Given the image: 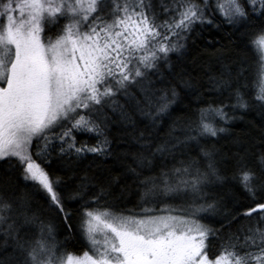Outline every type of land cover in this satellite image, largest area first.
Listing matches in <instances>:
<instances>
[{"label":"snow or ice","instance_id":"6c2138e0","mask_svg":"<svg viewBox=\"0 0 264 264\" xmlns=\"http://www.w3.org/2000/svg\"><path fill=\"white\" fill-rule=\"evenodd\" d=\"M217 12L229 25H244L250 13L264 17V0H215L214 6L212 0H0V160L15 158L22 178L43 191L68 232L73 211L66 201H80L78 227L88 245L80 254L60 251L51 220L31 212L24 197L17 198L13 209L0 193V264H264V197L257 199L264 180L255 171L239 170L252 205L225 215L226 224L254 215L255 223L229 232L214 256L208 253V241L219 230L203 214L217 212L208 189L225 178L213 153L201 148L203 165L190 158L170 169L162 167L158 175L141 178L138 171L150 168L157 156L175 159L178 151L199 145L201 138L225 132L218 121L232 117L223 103L208 104L195 118L175 122L160 141L150 132L133 137L139 145L131 154L135 167L125 165L121 175L136 178L144 205L140 211L109 202L119 176L92 178L99 190L89 195L85 175L76 189L65 193L61 178L37 160L47 162L53 151L60 156L111 155L106 109L131 123L117 97H132L134 85L141 93L136 110L155 122L170 101L166 95L156 97L150 77L162 65L170 66L169 54L185 47L197 24L214 23ZM60 19L63 26L45 37L48 26ZM251 42L264 52V28ZM210 81L216 88L230 86L223 75ZM254 99L264 108V86ZM231 107H249L239 89ZM75 133L94 134L96 143L78 145ZM176 199L180 203L169 202Z\"/></svg>","mask_w":264,"mask_h":264},{"label":"trees","instance_id":"16d2710c","mask_svg":"<svg viewBox=\"0 0 264 264\" xmlns=\"http://www.w3.org/2000/svg\"><path fill=\"white\" fill-rule=\"evenodd\" d=\"M156 2V0H154ZM213 6L215 0H212ZM250 22L244 25L232 26L223 21L217 12L212 24H197L188 35L185 47L179 52L169 54L168 65H162L159 73L150 77V88L155 90L156 97L166 95L168 101L167 111L161 113L153 122L151 117L141 115L136 110V100L141 99L140 86L134 85L129 91L132 97H117L120 104L131 117V123L121 121L119 112L113 113L109 109L110 120L105 129V135L110 140L111 155L98 156L86 153L80 157L60 156L56 151L51 158L44 162L37 157L38 162L53 176L61 178L60 190L71 192L76 189L87 175L89 183L87 192L90 195L96 181L94 177L119 176L118 183L111 189L112 197L109 202L118 209L140 211L144 207L140 203L138 182L131 174L121 175L125 165L133 164L132 153L139 150V145L133 139L141 131L147 136L150 132L154 141L166 138L170 127L178 121L189 117L195 118L198 110L208 104H225V111L232 119L226 123L218 121L219 126L226 129L216 137H203L199 145L191 144L187 150L177 152L175 159L172 157L157 156L151 167L138 169L141 178L148 175H158L161 168L179 166L180 160L197 158L203 165L205 163L201 148L211 151L216 160L217 168L223 182L212 184L209 189V198L217 201L215 214L207 216L205 222L219 231L209 237L208 253L210 256L218 254L223 241L229 232H236L239 225L245 229L253 226V217H238L230 224L225 223V215H236L252 205L251 197L245 192L240 182L239 170L249 168L264 180V108L256 101L255 96L260 88L259 79L262 73V61L259 52L252 45L253 34L258 29L264 28V17L251 14ZM65 23L60 19L57 24L49 25L45 37L55 35L57 30ZM221 75L230 82L229 87L216 88L210 81L211 77L219 79ZM147 86V85H146ZM176 95H172V90ZM249 101V107L233 109L235 91ZM59 131V129H57ZM77 144L87 142L95 144L97 137L89 133H75ZM103 137H101L102 139ZM33 153L36 151L35 142L31 146ZM147 164V162H145ZM21 169L15 158L0 160V193L12 201L13 209L18 205L19 197H24L29 204L30 211L35 212L46 220H51L54 228L55 240L60 245V251L65 253L80 254L85 251L87 241L78 227V213L80 201H66L67 207L73 211L72 231L68 232L62 217H57L55 212L48 207V202L39 187H33L32 182L25 181L20 175ZM264 197V189H259L257 199ZM88 196H85L87 199ZM180 203L179 199L169 201ZM157 209L160 207L156 205ZM15 213H8L14 215ZM231 219V216H229ZM223 225V227H222ZM2 239V237H0ZM11 251V249H8Z\"/></svg>","mask_w":264,"mask_h":264},{"label":"rangeland","instance_id":"374dc122","mask_svg":"<svg viewBox=\"0 0 264 264\" xmlns=\"http://www.w3.org/2000/svg\"><path fill=\"white\" fill-rule=\"evenodd\" d=\"M259 54H260V58L262 61V80L260 83V87H262V86H264V52H259Z\"/></svg>","mask_w":264,"mask_h":264},{"label":"bare ground","instance_id":"6f19581e","mask_svg":"<svg viewBox=\"0 0 264 264\" xmlns=\"http://www.w3.org/2000/svg\"><path fill=\"white\" fill-rule=\"evenodd\" d=\"M261 80H262V73H261V75H260V79H259V86H260ZM260 88H261V87H260ZM260 88H259V89H260ZM249 227H251V226H249Z\"/></svg>","mask_w":264,"mask_h":264}]
</instances>
